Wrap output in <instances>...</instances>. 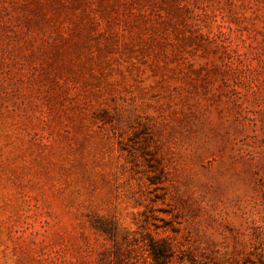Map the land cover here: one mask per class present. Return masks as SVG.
<instances>
[{
  "label": "rangeland",
  "instance_id": "374dc122",
  "mask_svg": "<svg viewBox=\"0 0 264 264\" xmlns=\"http://www.w3.org/2000/svg\"><path fill=\"white\" fill-rule=\"evenodd\" d=\"M103 219L264 264V0H0V264H101Z\"/></svg>",
  "mask_w": 264,
  "mask_h": 264
},
{
  "label": "trees",
  "instance_id": "16d2710c",
  "mask_svg": "<svg viewBox=\"0 0 264 264\" xmlns=\"http://www.w3.org/2000/svg\"><path fill=\"white\" fill-rule=\"evenodd\" d=\"M95 227L108 235L112 240V244L109 246L105 255L102 257L101 264H130L129 253L132 249V245H137L140 241H143L144 248L148 251L151 257V264H167L173 255L171 243L164 237H156L151 233H146L141 239L129 238V234L117 239V232L114 226L109 225L106 219L98 221Z\"/></svg>",
  "mask_w": 264,
  "mask_h": 264
}]
</instances>
